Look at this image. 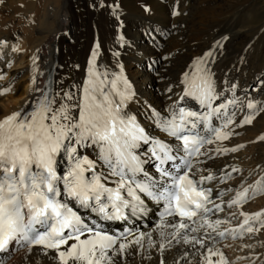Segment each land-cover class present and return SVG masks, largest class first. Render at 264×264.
I'll use <instances>...</instances> for the list:
<instances>
[{
	"label": "snow or ice",
	"instance_id": "obj_1",
	"mask_svg": "<svg viewBox=\"0 0 264 264\" xmlns=\"http://www.w3.org/2000/svg\"><path fill=\"white\" fill-rule=\"evenodd\" d=\"M99 48L97 43L92 50L83 83L73 85L76 91L36 88L39 96L0 118V253L21 245L29 252L40 247L45 255L54 251L58 264H121L133 249L147 252L155 248L161 253L160 264H165L163 253L175 241L205 248V264H229L223 252L206 246L207 240L215 242L211 233L220 237L227 232L251 233L250 222L260 220L264 210L241 213L244 220L239 233L237 229L217 231L227 221L210 218L214 211H223L215 202L223 190L213 198V188L205 184L216 177L211 172L201 173L196 167L198 157L209 155L211 150L202 151L205 145L230 139L233 132L229 125L235 123L236 115L230 106L239 103L238 98H222L217 91L209 59L213 53L197 57L190 66L192 71L183 73L182 94L173 101L170 115L152 110L161 130L179 141L173 146L150 135L135 115L125 111L134 95L131 84L122 75L113 73L110 77L106 69L99 70ZM186 100L205 111L179 106ZM244 107L251 111L241 124H250L264 111V105L255 100H248ZM212 117L222 119V126L212 127ZM201 124L208 126L212 138L193 132ZM141 145L145 147L143 158L138 151ZM88 147L97 150L95 159L82 154L81 149ZM240 147L243 145L215 151L235 152ZM149 157L157 162L154 167L163 183L135 179L144 173ZM63 164L67 168L61 171ZM250 190L253 196L264 192V177L237 191L228 206L246 203ZM140 194L163 202L164 210L153 229L158 240L152 238V232L129 229L116 235L90 227L69 206L73 202L105 219L121 220L126 219L125 209L134 214L146 211ZM201 230L203 236L195 235Z\"/></svg>",
	"mask_w": 264,
	"mask_h": 264
},
{
	"label": "bare ground",
	"instance_id": "obj_2",
	"mask_svg": "<svg viewBox=\"0 0 264 264\" xmlns=\"http://www.w3.org/2000/svg\"><path fill=\"white\" fill-rule=\"evenodd\" d=\"M207 1L0 0V41L4 42L0 44V118L24 107L34 95L39 96L34 90H43L47 69L53 65L51 91H76L73 85L85 80L97 43L99 70L106 69L110 77L114 73L130 81L134 95L129 107L138 109L139 119L148 130L155 123L150 112L147 113L148 105L163 115L164 91L177 90L175 86L181 85L183 73L191 72L193 61L206 52L213 53L210 67L220 83L229 86L251 83L257 88V81L264 77V37L261 39L264 19L260 22L258 19L262 10L260 0H216L212 6L206 5ZM175 10L179 15L172 17ZM155 24L164 30L168 27L170 33L158 53L146 46L142 33L153 30ZM246 36H253L252 43L242 42ZM239 39L242 46L236 45ZM148 57L156 62L155 69L159 64V76L146 70ZM235 128L249 133L251 139L264 134V114L248 127L237 119L235 126L230 125V131L236 133ZM232 141L239 143L240 137H232ZM250 151H253L249 156L252 164L258 166L264 161V140L253 143ZM237 156L243 159V154ZM239 164L227 163L229 167ZM55 255V252L43 255L22 251L10 262L58 264L53 259ZM177 257L173 259L172 253H168L163 258L165 264H192L188 258L177 263ZM160 260L135 259L125 264H160Z\"/></svg>",
	"mask_w": 264,
	"mask_h": 264
},
{
	"label": "rangeland",
	"instance_id": "obj_3",
	"mask_svg": "<svg viewBox=\"0 0 264 264\" xmlns=\"http://www.w3.org/2000/svg\"><path fill=\"white\" fill-rule=\"evenodd\" d=\"M207 1V0H206ZM216 0H208L207 2H205V4L206 5H210V6H212L213 4H214V2H215ZM261 5V6H260ZM259 7L260 8H262V10H261V12H260V14L258 15V19H259V22L260 21H262L263 19H264V0H260V2H259ZM263 30H264V27H263ZM251 37H253V36H251ZM250 36L248 37V36H246L245 38H242V42L243 41H245V43L246 44H249V43H252V38H251ZM261 39H263V37H264V32L262 33V35H261ZM241 41V39H239V40H237L236 41V45H238V46H242V43L240 42ZM256 41V40H255ZM254 41V42H255ZM241 43V44H238V43ZM245 44V45H246ZM244 45V46H245ZM243 46V47H244ZM152 76H153V74H152ZM263 78V79H262ZM261 78V81H257V83H256V85L258 86V88H259V90H260V92H262V93H264V77H262ZM260 82V83H259ZM262 114H264V112L262 113ZM244 136L245 137H241L240 138V142L244 139V140H248L249 141V143H248V145H247V148H246V151L243 153V155L245 154V157H249L251 154H252V152L253 151H250L249 152V149H251V147H252V145L249 147V144H250V140H251V138H250V136H249V133H247L246 131H244ZM235 137H239L238 135L237 136H235ZM243 140V141H244ZM248 152V153H247ZM241 154H242V152H240ZM264 201V200H263Z\"/></svg>",
	"mask_w": 264,
	"mask_h": 264
}]
</instances>
